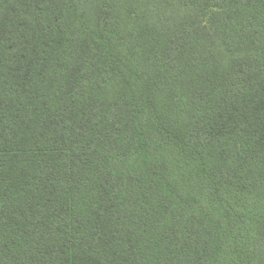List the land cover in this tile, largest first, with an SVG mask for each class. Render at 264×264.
Returning <instances> with one entry per match:
<instances>
[{"label": "trees", "instance_id": "obj_1", "mask_svg": "<svg viewBox=\"0 0 264 264\" xmlns=\"http://www.w3.org/2000/svg\"><path fill=\"white\" fill-rule=\"evenodd\" d=\"M0 264H264V0H0Z\"/></svg>", "mask_w": 264, "mask_h": 264}]
</instances>
